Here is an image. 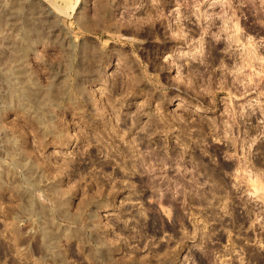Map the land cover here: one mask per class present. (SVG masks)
<instances>
[{
  "label": "rangeland",
  "instance_id": "1",
  "mask_svg": "<svg viewBox=\"0 0 264 264\" xmlns=\"http://www.w3.org/2000/svg\"><path fill=\"white\" fill-rule=\"evenodd\" d=\"M0 264H264V0H0Z\"/></svg>",
  "mask_w": 264,
  "mask_h": 264
},
{
  "label": "flooded vegetation",
  "instance_id": "2",
  "mask_svg": "<svg viewBox=\"0 0 264 264\" xmlns=\"http://www.w3.org/2000/svg\"><path fill=\"white\" fill-rule=\"evenodd\" d=\"M213 58H219V57H213ZM211 62H209V64H210ZM212 64V63H211ZM197 167V170L200 168V167H202V166H196ZM199 167V168H198ZM179 194H184V192L183 191H181V192H179ZM195 198H193V200L194 199H196V198H199L198 197V195H197V193H196V190H195V192H194V195H193ZM251 209L250 208H248V211H250ZM261 214V213H260ZM261 216V215H260Z\"/></svg>",
  "mask_w": 264,
  "mask_h": 264
},
{
  "label": "bare ground",
  "instance_id": "3",
  "mask_svg": "<svg viewBox=\"0 0 264 264\" xmlns=\"http://www.w3.org/2000/svg\"><path fill=\"white\" fill-rule=\"evenodd\" d=\"M249 50V49H248ZM253 54V53H252ZM248 56V55H247ZM253 56V55H252ZM258 56V55H257ZM253 58V57H252Z\"/></svg>",
  "mask_w": 264,
  "mask_h": 264
}]
</instances>
